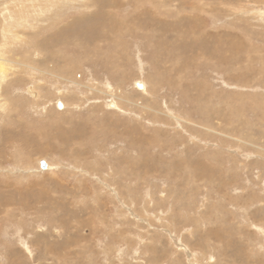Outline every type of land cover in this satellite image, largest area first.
<instances>
[{"label":"rangeland","instance_id":"obj_1","mask_svg":"<svg viewBox=\"0 0 264 264\" xmlns=\"http://www.w3.org/2000/svg\"><path fill=\"white\" fill-rule=\"evenodd\" d=\"M61 1L0 0V138L33 131V170L11 146L0 163L28 190L0 212V264H264V0H149L158 16L93 43L68 27L94 7ZM173 12L234 37L241 69L163 63L140 24Z\"/></svg>","mask_w":264,"mask_h":264},{"label":"bare ground","instance_id":"obj_2","mask_svg":"<svg viewBox=\"0 0 264 264\" xmlns=\"http://www.w3.org/2000/svg\"><path fill=\"white\" fill-rule=\"evenodd\" d=\"M49 1H50V3H52V8H55V5L60 4V2H62L61 0H49ZM124 1L125 0H95V1L94 0H88L87 2H89V4L87 3L86 7L88 5L90 7H94V9H92L93 12L90 14L87 13V15L84 14L83 16L78 17L77 21L74 20L73 22H71V24L69 23L70 27H68V28L69 29H71V28L75 29V27H79V26L83 27V35H84L85 39L89 40L90 43L94 42L95 37L102 39L103 41H108L109 37H113V39H114V37L117 35H124L128 32H131L132 28H130L129 23L133 22L136 19H138V20L146 19L147 20V18H149V15H151V14H149L150 12H147L148 10L146 11L147 7H146V9H143V8H141V5H144V3L145 4H151L150 2L152 0L150 2H149V0H126L125 2ZM85 2H86V0H85ZM156 2L157 1H155L153 3H156ZM164 2H165L164 0H161V1L158 0L157 3H159L161 5ZM171 2H172V0H171ZM29 3H32V2H29ZM131 3H132V6H130ZM122 4L126 5L125 7L128 8L129 10H126V8H122ZM65 5H67V4H65ZM82 5H85V4H82ZM169 5H171V4L169 3ZM30 8L33 9V4H30ZM189 9L191 11L196 10V8L192 9L191 7H189ZM130 10L132 11L131 14H129L130 12H128ZM190 10H189V12H190ZM28 11H29L28 8L27 9L22 8L23 14L20 15V17L18 19H25L26 17H28L27 16ZM82 12H84V11H82ZM196 12H198V11H196ZM24 13H26V17L24 15ZM84 13H86V12H84ZM152 13H154V12H152ZM192 13H194V11ZM157 14H159V13L156 12V13H154V15H151V16L156 17V16H158ZM171 14L174 15L175 18L173 20H169L170 19L169 17H168L169 19L168 18H166V20L163 19L162 24L160 23V20H157L154 18L150 19V21L152 20V23H150V24H148L146 21H143V24H140L141 25L140 28L145 33H147V34H152L153 32L155 33L156 39H155V37L151 38V37H148L149 35H146V37H148L150 39V41L148 43V44H150V46L152 43L157 44V41H158L157 37L160 39L162 36L163 46L167 50V51L164 50L165 54L167 53V55L164 58V60H162L163 63L178 61V62H181L185 65H188V64H190L189 60H192L194 62L202 60V62L203 61H207V62L214 61L218 65H224V66L231 65L235 68V70L241 69L240 66H241V60H242L243 56H240L241 53L238 54L239 53V49H238L239 43L237 40H235L234 37L229 36V34L225 35L222 33L208 34V33H204L202 30H198L199 29L197 27L198 25L194 23L195 17L191 16L190 13L184 15L183 17L179 16L178 12L177 13L173 12ZM182 14H184V13H182ZM160 24L162 25V27ZM185 28H187V29H185ZM185 31H187V33H184ZM100 37H102V38H100ZM152 39L153 40L155 39V40L152 41ZM113 41L115 42L116 40L114 39ZM95 42H98V41L95 40ZM117 42H119V41H117ZM227 42L229 45L228 47L225 46V43L227 44ZM155 48L160 49L159 46L155 47ZM155 48L152 49L153 51L151 49L150 50L152 51L154 56L156 55L157 57H159L160 52H159V50L156 51ZM86 49L87 48H85L84 50H86ZM161 49H162V47H161ZM181 50H187L190 52H194V53H197V55L191 59H190V56L187 59H184L182 54H180ZM248 61H250V58L248 59ZM3 63H9V61L6 60L3 57V55L0 54V75L5 77L10 72L11 68L8 65H5ZM68 71H70V70H68ZM247 72L251 73L250 70H248ZM55 79H57V78H55ZM11 86L13 88L12 83H11ZM109 86H110V88L112 87L111 85H109ZM44 89H45V87H44ZM55 90H56V88L54 89V91ZM1 91H2V93L0 96H2V97L4 96V98H5L6 91L4 90V87L1 89ZM39 93L43 94L44 92H39ZM45 96H46V94H45ZM6 98H8V97H6ZM32 98H33V96H32ZM50 98H52V97H50ZM8 99H10V98H8ZM10 102H12V101H10ZM34 102H35V100H34ZM37 102H38V100H37ZM11 105H12L13 109L17 108V104L11 103ZM0 133H1V131H0ZM2 135L3 136L0 138V163L3 162L6 164H9L8 159L6 162H4L2 159H3L4 150L7 148V146H11V149L15 152V154L7 153V155H9L10 160L12 162V164H10V165H17L19 167L20 165L24 164L26 169H28L29 171L33 170V161H32L33 160V131H31V129H29V128H17V129L9 130L8 132H3ZM64 135H65V133H63L61 131L56 136H64ZM38 144L40 145V149H42V151H43L44 148L41 147L42 144L41 143H38ZM45 146H47V144H45ZM38 151H39V149H37L36 152H38ZM48 151H49V149H48ZM42 153H44V152H42ZM7 173L8 174L5 175V178L3 180H0V212L3 211V209L18 210V209L26 208L27 205H25L24 201L22 203V200L20 199V197L22 196V191H25L27 193L28 190L23 189L25 186L20 187L17 184L9 182V179H11L13 181V180H15V177H17L19 179L21 177V175L10 176V172H7ZM6 213H7V211H6ZM72 225H74V224H72ZM90 230H91V228H90ZM85 240H87V239H85ZM25 249H26V247H25ZM48 251H50V249L47 247L46 252H48ZM9 252L15 253L11 250H9ZM9 252H7V255H10ZM72 252L73 251H71V253ZM74 254H76V253H74ZM63 259H65V258H63Z\"/></svg>","mask_w":264,"mask_h":264}]
</instances>
